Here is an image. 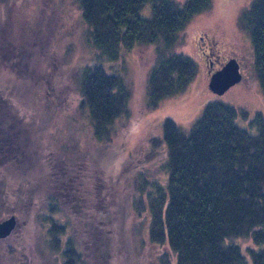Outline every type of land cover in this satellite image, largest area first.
<instances>
[{
	"label": "trees",
	"instance_id": "trees-1",
	"mask_svg": "<svg viewBox=\"0 0 264 264\" xmlns=\"http://www.w3.org/2000/svg\"><path fill=\"white\" fill-rule=\"evenodd\" d=\"M77 1L87 43L96 53L93 64L75 66L71 78L79 82L78 109L87 113L100 156L92 163L82 161L74 130L63 133L57 127L51 130V147L41 152L32 147L29 140L35 141L38 125L30 136L25 132L29 126L13 125L11 115L19 119L22 114L15 97L0 85V103L8 106L0 108V221L13 214L17 220L31 219L39 231L33 240L43 264H112L122 251L135 253L139 264L138 250L129 242L136 237L129 235L133 229L128 221L134 217L142 220L140 232L157 252L159 264H170L164 246L174 254V264H247L238 245L228 242L233 237H249L256 245L247 249L252 264H264V118L259 112L249 122L256 129L253 134L235 124L238 114L246 118V113L220 101L205 103L186 130L165 117L164 164L157 173L150 170L156 168L153 164H143L156 157L154 149L161 142L147 139L152 147L129 155L117 179L123 185L113 191L104 184L100 166L106 154L100 151L115 134L116 121L127 114L131 93L104 64L112 69L110 63L122 51L138 47L145 68V111L183 93L196 65L171 51L182 42L191 19L210 9L211 0L180 5L174 0ZM148 2L151 16L138 17ZM237 20L249 34L264 96V0H251ZM3 38L0 33V55L13 48ZM150 44L155 49L148 54ZM125 182L123 202L114 201L122 196ZM15 232L0 239V252L10 254L4 261L17 256Z\"/></svg>",
	"mask_w": 264,
	"mask_h": 264
},
{
	"label": "rangeland",
	"instance_id": "rangeland-1",
	"mask_svg": "<svg viewBox=\"0 0 264 264\" xmlns=\"http://www.w3.org/2000/svg\"><path fill=\"white\" fill-rule=\"evenodd\" d=\"M174 1L180 5L185 0ZM250 1L211 0L209 10L191 19L184 30L182 42L173 47L171 53L187 55L194 61V79L183 93L165 98L153 110L142 109L146 78L145 68L139 63L137 46L130 51H122L120 59L110 63L112 69H108V63L104 64L108 73L114 72L122 77L131 92L127 114L116 121L115 134L108 144H105L103 151H100L106 153L102 155L103 160L100 162L106 176L104 184L112 191L117 185L118 188L123 185L117 179L129 155L134 153L136 148L152 147L147 139L156 138L161 142L154 149L157 151L156 157L150 161L143 160V164H153L156 168L150 166V170L154 169L155 173L158 172L157 167L164 164L166 150L161 125L165 117L186 130L205 103L220 101L243 110L247 117L243 118L238 114L235 124L252 134L256 132L249 122L258 112L264 118V96L259 91L253 68L249 34L237 20L242 9L246 8ZM151 11L152 5L148 2L138 11L137 16L149 18ZM85 28L87 29L81 19L77 0L0 1V33L7 47L13 45L11 50L6 48L3 55H0V85L6 94L15 97V103L20 109L19 115L22 114L19 119L11 115L14 124L11 123L14 126H22L24 130L25 126H29V131H25L27 136L35 131L37 124L36 133H33L35 141L30 138L29 143L40 152L47 146L51 147L55 137L51 131L55 130L53 127L63 133L74 130L76 137H73L79 144L81 153L76 151L82 156V161L92 163L91 161L94 162L100 156V145L94 137L87 113L78 109L79 82L71 78L75 66L93 64L92 59L96 51L87 43ZM199 36H203L202 41L198 40ZM208 40L217 46L221 61L226 56L235 58L243 75L240 81L220 95L212 93L207 85L210 75L207 73L202 52L206 50ZM154 49V45L147 46L148 54ZM220 66V63L214 64L213 70ZM25 79L31 83H26ZM7 107L0 103L1 109L7 110ZM126 187L127 183L122 188V196L119 195L116 199L114 197V201L123 202ZM135 220L138 219L134 217L128 221L133 229L129 235L136 236L134 241L129 242L134 243L138 250L139 264H159L157 252L153 253L154 248L147 244L144 232H140L142 220ZM134 222L136 225H133ZM14 230L17 232L12 238L19 241L15 245L17 249L15 248L13 255L17 256L4 261L10 254L0 252V264H43L42 255L33 240V236L39 231L34 229L31 219L17 220ZM127 237H124L126 242ZM227 240L236 243L247 264H252L247 249H254L256 245L249 237H233ZM163 249L170 258V264H174V254L166 246ZM134 255H123L122 251L119 256L113 258L112 264H137Z\"/></svg>",
	"mask_w": 264,
	"mask_h": 264
},
{
	"label": "water",
	"instance_id": "water-1",
	"mask_svg": "<svg viewBox=\"0 0 264 264\" xmlns=\"http://www.w3.org/2000/svg\"><path fill=\"white\" fill-rule=\"evenodd\" d=\"M208 87L214 94H223L230 86L242 78L239 64L235 58H229L224 65L209 74ZM17 224L15 215H8L0 221V239L10 235Z\"/></svg>",
	"mask_w": 264,
	"mask_h": 264
},
{
	"label": "flooded vegetation",
	"instance_id": "flooded-vegetation-1",
	"mask_svg": "<svg viewBox=\"0 0 264 264\" xmlns=\"http://www.w3.org/2000/svg\"><path fill=\"white\" fill-rule=\"evenodd\" d=\"M202 39H203V36H202V37H200V36L198 37V40H199V41H202ZM206 44H207L208 46H207L206 50L203 51L202 53L204 54L205 64L207 65V73H208V75H209V74L212 73L214 70H216V69L213 70V66H214V64L220 63L221 66H220L219 68H221V67L224 65V62L227 61V60H228L229 58H231V57L226 56V57L224 58V60L221 61V60H220V58H221V55H220V54H221V53H219V52L217 51V46L215 45V43L212 42L211 40H208ZM221 59H222V58H221ZM238 64H239V63H238ZM219 68H218V69H219ZM239 72L241 73L240 66H239ZM241 75H242V73H241ZM242 77H243V75H242Z\"/></svg>",
	"mask_w": 264,
	"mask_h": 264
}]
</instances>
